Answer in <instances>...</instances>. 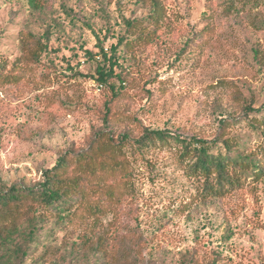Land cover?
I'll return each instance as SVG.
<instances>
[{
	"label": "rangeland",
	"instance_id": "obj_1",
	"mask_svg": "<svg viewBox=\"0 0 264 264\" xmlns=\"http://www.w3.org/2000/svg\"><path fill=\"white\" fill-rule=\"evenodd\" d=\"M149 1L35 0L32 7L28 0H0V63L7 70L20 55V31L46 43L36 70L0 92V185L32 184L58 156L84 149L102 129L112 99L109 87L93 79L100 48L109 54L125 33L123 20L145 18ZM160 1L165 15L155 40L117 52L116 73L126 81L112 109L125 111L134 131L210 141L226 126L254 145L247 125L232 119L242 118L244 104L264 107V0L245 6L232 0L237 10L229 13L230 0ZM204 36L205 44L194 43ZM147 157L137 168L136 203L122 219L136 264H264V181L223 199L194 200L174 149ZM38 242L22 264L81 260L70 229L50 225Z\"/></svg>",
	"mask_w": 264,
	"mask_h": 264
},
{
	"label": "trees",
	"instance_id": "obj_2",
	"mask_svg": "<svg viewBox=\"0 0 264 264\" xmlns=\"http://www.w3.org/2000/svg\"><path fill=\"white\" fill-rule=\"evenodd\" d=\"M251 1L258 0H242L241 4ZM28 2L35 6V0ZM149 2L145 18L123 20L125 33L110 47L109 54L100 48L101 61L93 79L109 87L112 101L124 95L121 84L126 81L116 73L117 52L144 48L157 37L165 8L160 0ZM224 9L226 13L237 10L232 0ZM207 33L213 34L212 27ZM205 36L194 43L205 44ZM194 43L187 42L185 47H199ZM18 45L20 55L11 68L7 70V65L0 63L1 93L32 74L46 50L43 39L30 31L18 33ZM85 55L93 59L97 54ZM111 79H116L117 84ZM235 94V98L242 99L239 92ZM112 101L104 105L102 129L84 149H70L58 156L32 184L0 185V264H22L33 244L41 243L40 235L50 225L76 234L75 251L81 258L78 264H136L130 255V234L124 231L122 219L130 215L136 203L137 168L148 163L147 156L156 150H175V159L193 186L194 200L223 199L264 181L263 106L244 104L242 118L232 119L233 123L242 120L255 135L251 145L248 135H230L226 126L210 141L202 137L187 139L163 130L134 131L127 124L130 117L125 111L113 110ZM107 218L110 220L106 222ZM47 250L48 247L43 252Z\"/></svg>",
	"mask_w": 264,
	"mask_h": 264
}]
</instances>
